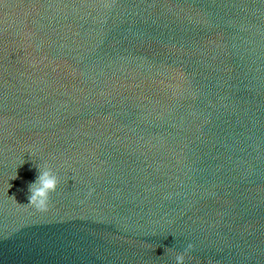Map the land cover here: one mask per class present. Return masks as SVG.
Instances as JSON below:
<instances>
[{"label":"water","instance_id":"water-1","mask_svg":"<svg viewBox=\"0 0 264 264\" xmlns=\"http://www.w3.org/2000/svg\"><path fill=\"white\" fill-rule=\"evenodd\" d=\"M185 249L264 264V0H0V264Z\"/></svg>","mask_w":264,"mask_h":264},{"label":"clouds","instance_id":"clouds-1","mask_svg":"<svg viewBox=\"0 0 264 264\" xmlns=\"http://www.w3.org/2000/svg\"><path fill=\"white\" fill-rule=\"evenodd\" d=\"M57 185L58 179L52 170L47 166L40 167L35 180L28 185L29 204L38 209L46 208L50 193L56 190ZM188 248H191V245H188ZM187 250L185 249L184 253L176 254L175 264H184Z\"/></svg>","mask_w":264,"mask_h":264}]
</instances>
